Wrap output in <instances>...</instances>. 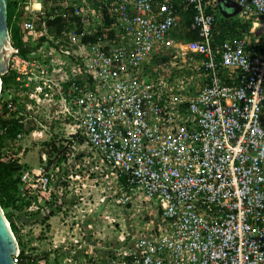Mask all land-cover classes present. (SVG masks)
Segmentation results:
<instances>
[{"label":"built area","instance_id":"2783aa9c","mask_svg":"<svg viewBox=\"0 0 264 264\" xmlns=\"http://www.w3.org/2000/svg\"><path fill=\"white\" fill-rule=\"evenodd\" d=\"M13 1L28 40L44 39L27 58L11 41L8 72L20 84L5 91L0 78V117L33 128L12 148L27 165L19 201L29 203L14 218L15 262L21 242L37 264H264V0H238L250 35L218 48L209 12L218 0ZM187 13L200 38L183 42L172 36ZM59 17L70 24L51 33ZM185 66L187 83L177 71ZM224 70L237 71L236 84ZM28 138L63 152L41 151L29 166ZM91 156L127 183L121 202L160 214L107 256L104 226L87 221ZM70 202L73 235L62 222ZM43 241L54 248L31 251Z\"/></svg>","mask_w":264,"mask_h":264},{"label":"trees","instance_id":"16d2710c","mask_svg":"<svg viewBox=\"0 0 264 264\" xmlns=\"http://www.w3.org/2000/svg\"><path fill=\"white\" fill-rule=\"evenodd\" d=\"M210 11L213 12L217 18L213 34V45L216 48L220 47L222 42L228 37L250 35V28L252 25L251 19L245 20L239 17H226L221 13L219 7H215V11L209 9V12ZM16 13V3L13 0H9L8 26L11 35V41L12 44L19 49L21 56L27 58L30 57L32 52L37 51V48L42 44L44 39H39L36 44H34V41H29L28 39H30L31 36H27L24 33L22 27L18 23L19 18L17 20L14 19ZM75 18L76 16H74V14L70 11L69 19L74 20ZM69 22L70 21L65 20L63 17H59L56 21H49L48 26L50 32L60 34L68 27L70 24ZM172 37L180 39L183 42H189L191 40L200 38L198 32L191 29L190 14H185L183 19H181V24L173 33ZM165 59H167V57ZM177 71L182 73V79L185 83H187V81H189L193 75V71L187 66ZM236 73L237 71H233L229 74L226 72V70H224L222 76L225 80H229L231 78V83L236 84L238 80L236 79ZM16 77L17 75L13 71H9L7 74L2 75L1 79L3 81V90L6 91L13 86L18 87L20 83L16 81ZM0 129L3 131L0 133V205L5 211L6 217L11 222L13 231L17 233L18 229L14 218L22 220L21 212L23 211L24 206L29 204L27 201L25 203H20L19 201L20 174L27 165L19 162V157L17 156L18 153L17 151H13L12 148L15 147V142L19 133L25 132L28 135L33 128L30 127L29 129H24L23 124L18 120H9L7 118L0 117ZM42 146H44L42 147L43 151L47 152L49 156H52L55 153H62L64 149L63 145H56L54 141L45 142ZM120 183L123 185V187L128 186L123 179L120 180ZM19 243L21 248L23 247V249H21L22 252L18 257L19 264H37L35 258H32L31 256H28L24 253L26 246L21 242ZM31 251H37V247H31ZM56 263L58 264L57 261Z\"/></svg>","mask_w":264,"mask_h":264},{"label":"rangeland","instance_id":"374dc122","mask_svg":"<svg viewBox=\"0 0 264 264\" xmlns=\"http://www.w3.org/2000/svg\"><path fill=\"white\" fill-rule=\"evenodd\" d=\"M194 80L195 83H197L196 87L198 88V86L202 84V81H200L198 76H196ZM54 110L57 109L54 108ZM47 119L48 121L44 123L49 125V116ZM23 145L27 147V155L23 161L28 163L29 166L39 165V158L41 151H43L42 144L34 143L28 138L23 142ZM86 173H88V175L86 174V176H88V186L84 193L87 197V208L88 210L92 209L90 210L91 216L87 221H90V225L93 226V229L100 228L96 227L98 224L99 226H104L106 247L104 250L105 256L110 255L112 251L122 246L123 238L126 237L127 233H135L137 230L142 231L145 230L146 227L157 225L160 222V214L156 211L155 206H153V208H149L148 203H138L135 199L131 202V204H125L120 201V196L123 192L120 183L108 165L93 160V157L91 156ZM74 211L76 212L75 208ZM101 214L103 216L102 224L101 221L97 222V219ZM76 215L79 216V213H76ZM94 221H96L95 224L93 223ZM47 224L48 223L45 225ZM146 224H150V226H146ZM33 226L36 227L39 225L34 224ZM55 226L56 225H54V227ZM48 227L49 225H47V228ZM36 229L38 230L39 227H36ZM54 229L55 228L51 231L48 228V232L54 233ZM70 233L71 230L68 234ZM49 236L51 238V234H49ZM93 241L94 239L91 240V242ZM40 245L41 246L37 249L44 251L43 253H48V249L54 248V246L48 241H43ZM90 247L92 248L91 244L88 248L90 249Z\"/></svg>","mask_w":264,"mask_h":264},{"label":"water","instance_id":"95a60500","mask_svg":"<svg viewBox=\"0 0 264 264\" xmlns=\"http://www.w3.org/2000/svg\"><path fill=\"white\" fill-rule=\"evenodd\" d=\"M8 1L0 0V78L8 72L12 54L11 35L8 26ZM219 9L226 17H237L241 14L242 7L234 0H218ZM228 4L231 13L224 11L223 7ZM18 243L10 227L4 210L0 205V264H18L15 255L18 253Z\"/></svg>","mask_w":264,"mask_h":264},{"label":"flooded vegetation","instance_id":"af4514ba","mask_svg":"<svg viewBox=\"0 0 264 264\" xmlns=\"http://www.w3.org/2000/svg\"><path fill=\"white\" fill-rule=\"evenodd\" d=\"M60 208H63V206L62 207H60ZM73 214H75L74 213V203H71L70 202V204L69 205H67V209L64 211V213H63V217H62V222L64 223V224H71V226H70V229H69V227H67V226H64V229H67L69 232H70V230H71V234L73 235L74 234V230H72V229H74L75 228V221L76 220H74V218L72 217L73 216ZM48 218L50 217V215L49 216H47ZM84 218H85V215H84V213L81 215V217H79L78 219L80 220V221H84ZM50 219V218H49ZM78 220V221H79ZM53 221H55V220H53ZM56 222V221H55ZM50 228V227H49ZM72 228V229H71Z\"/></svg>","mask_w":264,"mask_h":264},{"label":"crops","instance_id":"0c3cea01","mask_svg":"<svg viewBox=\"0 0 264 264\" xmlns=\"http://www.w3.org/2000/svg\"><path fill=\"white\" fill-rule=\"evenodd\" d=\"M223 9H224V11L227 12V13H231V11H233V9H230V8L228 7V4H226V5L223 7ZM222 14H223V13H222ZM237 17L241 18L240 16H237Z\"/></svg>","mask_w":264,"mask_h":264},{"label":"clouds","instance_id":"9594fccd","mask_svg":"<svg viewBox=\"0 0 264 264\" xmlns=\"http://www.w3.org/2000/svg\"><path fill=\"white\" fill-rule=\"evenodd\" d=\"M237 2H238V0H237ZM218 7H219V3H218ZM240 17H241V14L239 15ZM242 19V18H241ZM252 26L253 25H251V28H252ZM251 28H250V30H251ZM4 214H5V212H4ZM6 215V214H5ZM8 219V218H7ZM8 222H9V220H8Z\"/></svg>","mask_w":264,"mask_h":264}]
</instances>
